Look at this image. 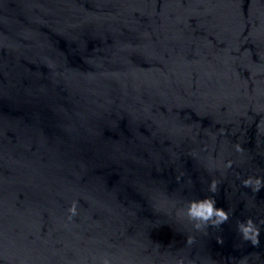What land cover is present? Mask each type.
Returning <instances> with one entry per match:
<instances>
[{
  "label": "water",
  "instance_id": "water-1",
  "mask_svg": "<svg viewBox=\"0 0 264 264\" xmlns=\"http://www.w3.org/2000/svg\"><path fill=\"white\" fill-rule=\"evenodd\" d=\"M0 264H264V0H0Z\"/></svg>",
  "mask_w": 264,
  "mask_h": 264
},
{
  "label": "clouds",
  "instance_id": "clouds-1",
  "mask_svg": "<svg viewBox=\"0 0 264 264\" xmlns=\"http://www.w3.org/2000/svg\"><path fill=\"white\" fill-rule=\"evenodd\" d=\"M230 166V165H229ZM252 181L245 180L244 185L251 186ZM261 187L260 180L256 181V186L253 189L254 191H259ZM210 191H216V182L213 181L210 186ZM188 217L191 220L202 221L207 224L211 221L213 226H219L220 224L226 222L228 220V213L222 207H216V202L211 199H203L200 201H192L190 202V206L188 208ZM196 227L199 228L200 224L197 223ZM239 230L242 232L244 239L251 240L253 244L258 243V235L259 231L254 229L253 223L251 220L248 221L247 225L240 224Z\"/></svg>",
  "mask_w": 264,
  "mask_h": 264
}]
</instances>
